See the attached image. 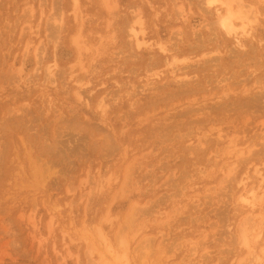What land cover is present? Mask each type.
Segmentation results:
<instances>
[{
	"label": "rangeland",
	"instance_id": "obj_1",
	"mask_svg": "<svg viewBox=\"0 0 264 264\" xmlns=\"http://www.w3.org/2000/svg\"><path fill=\"white\" fill-rule=\"evenodd\" d=\"M242 1L238 43L204 0H0V264H264V0Z\"/></svg>",
	"mask_w": 264,
	"mask_h": 264
},
{
	"label": "bare ground",
	"instance_id": "obj_2",
	"mask_svg": "<svg viewBox=\"0 0 264 264\" xmlns=\"http://www.w3.org/2000/svg\"><path fill=\"white\" fill-rule=\"evenodd\" d=\"M204 2L205 5L208 7H216L218 11V18H217L218 26L227 36H234V37L236 36V40L239 43L238 36L241 33L245 32L248 23L251 21L250 14L252 13V11L250 10V6H246L242 0H204ZM234 2L237 3V6H235V8H234ZM131 32L133 33L136 43L139 46L142 43V39L140 38L139 35L140 31L132 27ZM169 65L171 66L172 63L169 62ZM47 69H48L47 72L50 75H52V71L50 67H47ZM263 173L258 169L254 171V174L258 177L260 183L259 186L257 187L258 189L260 188L261 184L264 182ZM248 180H243L242 182L243 186L246 187L245 184ZM239 183L240 180L238 184ZM257 188H253V187L248 188L245 191L244 195L239 196L240 201L245 205L253 206L257 199L262 198V196L257 194V190H256ZM262 194L264 195V193ZM261 219H263V217ZM246 224L247 222H243L241 242L244 244V246L247 249H250V240L247 234ZM262 234L263 233L260 229L253 237L260 238ZM263 253H264V248L260 249L259 253L255 254V256L252 257V260L253 261L259 260L260 254Z\"/></svg>",
	"mask_w": 264,
	"mask_h": 264
}]
</instances>
